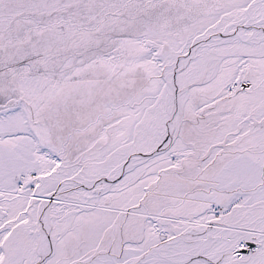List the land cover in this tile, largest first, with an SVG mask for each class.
<instances>
[{
  "label": "snow or ice",
  "instance_id": "obj_1",
  "mask_svg": "<svg viewBox=\"0 0 264 264\" xmlns=\"http://www.w3.org/2000/svg\"><path fill=\"white\" fill-rule=\"evenodd\" d=\"M0 264H264V0H0Z\"/></svg>",
  "mask_w": 264,
  "mask_h": 264
}]
</instances>
